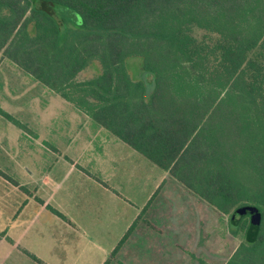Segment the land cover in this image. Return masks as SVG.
<instances>
[{
  "label": "trees",
  "instance_id": "obj_1",
  "mask_svg": "<svg viewBox=\"0 0 264 264\" xmlns=\"http://www.w3.org/2000/svg\"><path fill=\"white\" fill-rule=\"evenodd\" d=\"M39 1L0 0L1 57L229 215L244 240L224 264H264V0ZM53 4L83 30L61 42Z\"/></svg>",
  "mask_w": 264,
  "mask_h": 264
},
{
  "label": "rangeland",
  "instance_id": "obj_2",
  "mask_svg": "<svg viewBox=\"0 0 264 264\" xmlns=\"http://www.w3.org/2000/svg\"><path fill=\"white\" fill-rule=\"evenodd\" d=\"M50 8L61 42L83 30L78 14ZM129 70L141 78L140 57L130 59ZM98 72L94 63L81 77ZM0 105L28 129L0 116V169L27 186L13 188L0 176V230L50 264H101L133 222L123 251L129 246L155 264H201L197 258L224 264L244 240L229 215L5 59ZM1 254H16L21 263V253L5 241Z\"/></svg>",
  "mask_w": 264,
  "mask_h": 264
},
{
  "label": "crops",
  "instance_id": "obj_3",
  "mask_svg": "<svg viewBox=\"0 0 264 264\" xmlns=\"http://www.w3.org/2000/svg\"><path fill=\"white\" fill-rule=\"evenodd\" d=\"M5 58L1 57V53H0V60H3ZM7 60V59H5ZM9 61V60H7ZM10 63H12L11 61H9ZM13 65H15L14 63H12ZM31 77V76H29ZM32 78V77H31ZM33 79V78H32ZM34 80V79H33ZM36 81V80H35ZM37 82V81H36ZM38 83V82H37ZM40 84V83H39ZM44 87V86H43ZM46 88V87H44ZM47 89V88H46ZM48 90V89H47ZM50 91V90H49ZM51 93H53L52 91H50ZM54 94V93H53ZM56 95V94H55ZM0 108L2 110H4L5 112H7L8 114H10L12 117H14V115L12 113H10L9 111L5 110L3 108V106L0 105ZM75 109V108H74ZM77 110V109H76ZM78 111V110H77ZM1 116V115H0ZM2 118H4L6 121L12 123L11 121H9L8 119H6L5 117L1 116ZM15 119V118H14ZM18 121V120H17ZM20 122V121H19ZM24 123V122H21ZM15 127H17L14 123H12ZM18 128V127H17ZM20 130H22L20 128ZM24 133V132H23ZM0 176H2V178H5V181L10 180L12 182V184L14 185L13 188H19L20 186H24V188H26L27 186L25 184H21L19 183V181L16 179H12L9 177V175L7 173H5L4 170L0 169ZM9 178V179H8ZM14 182H17L18 185H15ZM34 195V194H33ZM37 196L34 195V199H36ZM47 208V207H46ZM65 215V214H64ZM66 216V215H65ZM67 217V216H66ZM68 218V217H67ZM65 220V219H64ZM69 221H67L68 223H71L70 219L68 218ZM128 238V237H127ZM126 238V239H127ZM0 241L2 242H6L8 245H10L12 248H15L16 250H18L21 254V263L19 262V258H17L16 254H2L0 255V264H40L37 261L33 260L29 254L34 255L35 257H37L38 259H40V261L43 264H50L49 262H47L44 258H42L41 256H38L36 253H32L30 250H27L25 247H21L20 245L16 244V242L13 240L12 237L9 236L7 229H1L0 230ZM127 241V240H125ZM124 241V243H125ZM124 243L121 245V249L119 248L118 252L115 254V256L110 260L109 264H155L154 262H152L151 260L154 259V257L150 256L147 257L148 254H140V252L134 249H130L129 246H125V251H123V245ZM161 253V252H160ZM14 255V256H13ZM109 255V254H108ZM108 255L106 256V258L108 257ZM156 254H154L155 256ZM192 257V256H191ZM105 258V259H106ZM159 258V257H157ZM193 258V257H192ZM105 259L102 261L101 264H103V262L105 261ZM151 259V260H150ZM195 259V258H193Z\"/></svg>",
  "mask_w": 264,
  "mask_h": 264
},
{
  "label": "water",
  "instance_id": "obj_4",
  "mask_svg": "<svg viewBox=\"0 0 264 264\" xmlns=\"http://www.w3.org/2000/svg\"><path fill=\"white\" fill-rule=\"evenodd\" d=\"M254 214H256V212H253V215ZM254 217H255V215H254ZM233 220H234V222H237L238 220H239V217H235V215L233 216ZM257 224H258V220H257V218L255 217V218H253L252 220H251V230H250V236H253L255 233H256V231H257Z\"/></svg>",
  "mask_w": 264,
  "mask_h": 264
}]
</instances>
